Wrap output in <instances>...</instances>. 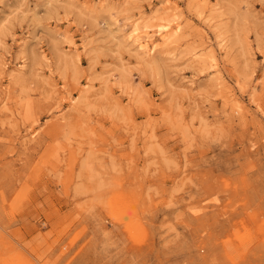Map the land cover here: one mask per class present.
<instances>
[{
  "label": "rangeland",
  "instance_id": "rangeland-1",
  "mask_svg": "<svg viewBox=\"0 0 264 264\" xmlns=\"http://www.w3.org/2000/svg\"><path fill=\"white\" fill-rule=\"evenodd\" d=\"M0 264H264V0H0Z\"/></svg>",
  "mask_w": 264,
  "mask_h": 264
}]
</instances>
